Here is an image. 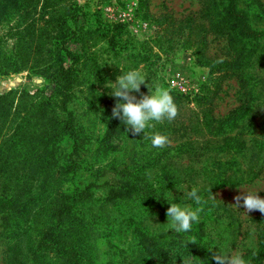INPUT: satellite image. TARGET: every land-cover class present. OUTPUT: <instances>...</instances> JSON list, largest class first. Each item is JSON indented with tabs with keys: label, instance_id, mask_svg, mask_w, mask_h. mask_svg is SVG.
<instances>
[{
	"label": "trees",
	"instance_id": "trees-1",
	"mask_svg": "<svg viewBox=\"0 0 264 264\" xmlns=\"http://www.w3.org/2000/svg\"><path fill=\"white\" fill-rule=\"evenodd\" d=\"M149 2L138 0V8L148 14ZM198 2L184 20L160 17L156 49L165 52L161 38L177 24L180 47L221 80L234 79L239 104L215 114L220 82L193 97L169 90L178 116L146 129L169 137L158 149L144 133L127 132L112 117L116 98L98 90L137 69L146 83L132 94L154 92L162 56L155 45L139 42L123 23L86 21L74 0H0V79L26 72L44 83L0 92L3 264H95L102 254L105 264H183L185 256L212 263L208 199L252 182L264 166V126L249 130L248 143L243 132L232 134L264 114V3ZM213 40L225 43L222 57L207 53ZM197 139L209 140L200 151ZM192 187L206 201L200 220L176 233L166 211L170 203L198 207L178 192ZM263 259L264 224L248 264Z\"/></svg>",
	"mask_w": 264,
	"mask_h": 264
},
{
	"label": "rangeland",
	"instance_id": "rangeland-1",
	"mask_svg": "<svg viewBox=\"0 0 264 264\" xmlns=\"http://www.w3.org/2000/svg\"><path fill=\"white\" fill-rule=\"evenodd\" d=\"M82 9L85 20L90 22L96 16H100L106 22H120L127 26L130 35H133L139 42L145 43L154 49V52H160V73H158V86L166 90H177L178 93L184 96L193 97L194 95L206 94L214 89L217 82L221 84V91L219 92L216 101L217 116H224L230 110L237 107L239 98L237 94V83L234 79H220L218 74L213 72L210 68L198 64L196 55L193 50L181 48L179 43L182 42L181 36L177 31V24L172 23L169 30L161 38L165 52H161L155 44L156 36L162 34L164 26L159 22L163 21L160 17L168 15L170 20H184L188 15L196 13L199 8L198 0H150L148 7V14L144 10L138 8V0H74ZM264 3V0H261ZM198 16L197 14H195ZM193 16V15H191ZM197 24H200L196 21ZM185 31V30H184ZM155 38V40H154ZM183 39V37H182ZM225 43L223 41H212L208 44L207 53L222 57L221 53ZM142 66V65H141ZM141 68V67H140ZM20 77L21 82L15 86L10 87L8 84L10 80L15 77ZM43 80L40 77H28V73L22 72L17 75H10L6 78L0 79V92H6L12 89H25L34 91L38 86L43 85ZM103 84L98 90L105 96L106 100L109 98L110 88ZM178 84H181L179 87ZM112 97V96H111ZM192 108L194 107L191 105ZM262 115V116H261ZM254 116L251 122L245 121L242 125L235 128L232 134L242 132L241 139H245L248 143L250 136L249 130L254 129L255 133L260 132L264 126V114ZM209 140L197 139L193 149L200 151L205 148ZM264 186V166L258 176L252 182L235 187V188H220L216 190L208 199L211 206H214V211L211 215L205 218L207 228V235L212 239L210 244V257L217 252L222 255H232L239 253L246 264H248L252 253L256 248V238L259 230L264 224L262 213L259 211H252L248 215L241 207L238 209L235 204L234 197L240 194L242 188H259ZM188 190H181L182 195ZM259 195L264 198V188H261ZM181 197V196H180ZM178 202V201H177ZM180 204V203H179ZM181 206H190L189 204H180ZM192 207V206H190ZM0 237V264L4 262V244ZM103 250H101L102 252ZM103 254L95 264H105ZM186 264H192L191 256L183 257ZM203 264H210L208 261ZM211 264H216L212 259ZM261 264H264V259Z\"/></svg>",
	"mask_w": 264,
	"mask_h": 264
},
{
	"label": "clouds",
	"instance_id": "clouds-1",
	"mask_svg": "<svg viewBox=\"0 0 264 264\" xmlns=\"http://www.w3.org/2000/svg\"><path fill=\"white\" fill-rule=\"evenodd\" d=\"M145 83L141 72L132 69L127 72L122 70V75H119L115 82L109 81L106 84V87L112 89L109 95L117 100L112 109V117L121 119L127 132L130 131L133 135L144 133L143 139H149L153 148L163 149L170 145L169 137L160 132H154L149 136L146 129L154 128L157 123L172 122L178 116L179 109L169 91L160 87L154 92L149 89V94H142L139 99L132 94L139 93L141 85ZM261 188L264 186L242 188L243 191L234 197V206L238 209L242 207L247 215L252 211L264 214V198L259 195ZM185 195L198 207L170 203L166 211L167 224L169 229L176 233L191 231L193 223L199 222L200 213L203 211L202 205L206 202L195 187L190 188ZM213 259L216 264H246L239 253L228 256L214 252ZM183 264L186 262L183 261Z\"/></svg>",
	"mask_w": 264,
	"mask_h": 264
},
{
	"label": "water",
	"instance_id": "water-1",
	"mask_svg": "<svg viewBox=\"0 0 264 264\" xmlns=\"http://www.w3.org/2000/svg\"><path fill=\"white\" fill-rule=\"evenodd\" d=\"M20 82H21V81H20ZM15 85H16V83H15V84H10L9 86H10V87H13V86H15Z\"/></svg>",
	"mask_w": 264,
	"mask_h": 264
},
{
	"label": "built area",
	"instance_id": "built-area-1",
	"mask_svg": "<svg viewBox=\"0 0 264 264\" xmlns=\"http://www.w3.org/2000/svg\"><path fill=\"white\" fill-rule=\"evenodd\" d=\"M178 86L180 87V86H181V84H178Z\"/></svg>",
	"mask_w": 264,
	"mask_h": 264
}]
</instances>
